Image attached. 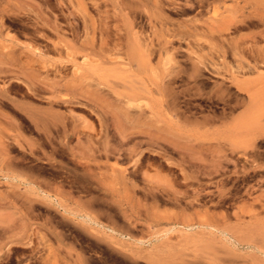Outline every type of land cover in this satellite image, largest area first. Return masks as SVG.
Wrapping results in <instances>:
<instances>
[{"label": "rangeland", "instance_id": "rangeland-1", "mask_svg": "<svg viewBox=\"0 0 264 264\" xmlns=\"http://www.w3.org/2000/svg\"><path fill=\"white\" fill-rule=\"evenodd\" d=\"M263 56L264 0H0V264H264Z\"/></svg>", "mask_w": 264, "mask_h": 264}, {"label": "bare ground", "instance_id": "bare-ground-1", "mask_svg": "<svg viewBox=\"0 0 264 264\" xmlns=\"http://www.w3.org/2000/svg\"><path fill=\"white\" fill-rule=\"evenodd\" d=\"M16 57H18V56H16ZM264 57V56H263ZM9 60V59H8ZM5 63V62H4ZM3 64V63H2ZM31 64V63H30ZM241 64V63H240ZM8 65V64H7ZM22 65V64H21ZM32 65V64H31ZM10 65H8V67H9ZM30 66V65H29ZM13 67V66H12ZM11 67V68H12ZM19 67V66H18ZM22 67V66H21ZM240 67V66H239ZM1 73H4V72H2L1 71ZM236 84H237V87H239V88H241V89H245L246 91H248L249 92V90H248V88L245 86V84L244 83H242L240 80H236ZM128 101V100H127ZM132 102V101H131Z\"/></svg>", "mask_w": 264, "mask_h": 264}]
</instances>
